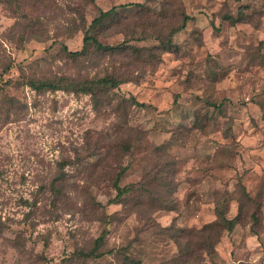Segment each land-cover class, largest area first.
<instances>
[{
	"label": "rangeland",
	"instance_id": "obj_1",
	"mask_svg": "<svg viewBox=\"0 0 264 264\" xmlns=\"http://www.w3.org/2000/svg\"><path fill=\"white\" fill-rule=\"evenodd\" d=\"M0 90V264H264V0H0Z\"/></svg>",
	"mask_w": 264,
	"mask_h": 264
},
{
	"label": "trees",
	"instance_id": "obj_2",
	"mask_svg": "<svg viewBox=\"0 0 264 264\" xmlns=\"http://www.w3.org/2000/svg\"><path fill=\"white\" fill-rule=\"evenodd\" d=\"M133 4V3H131ZM135 4V3H134ZM125 5H129V4H125ZM136 5L141 6V3H136ZM124 6V5H121ZM118 5H115L113 7H111L110 9L106 10V11H101L99 16L95 17L92 22H91V28H95L97 26H100L102 24H104L107 19H109L110 17H112V15L116 12V10L118 9ZM246 7L241 6L239 9V13L237 17H234L233 15H231L230 13H225L222 18L223 20H227L232 24H237L238 22H241L243 20L246 19L247 15L245 14V11L243 9H245ZM191 20V16L189 15H185L182 23L179 24L178 26H174L170 29L169 33H168V38L166 43H164V46H166V48L170 47L175 39V35L182 31L183 29H185L187 27V25L189 24V21ZM88 40H92L94 42L95 48L98 51H114L118 48H121L123 46L122 45H109V44H104L103 42H101L99 39H97L94 36H90L88 34L85 35L84 37V41L87 42ZM263 44V42L261 43ZM65 50L73 55V56H78L81 54H84L82 51H69L67 48H65ZM66 80V78L62 77L59 81H32L31 85L36 88V89H45V88H49V89H67V90H72L73 92H77V93H86V94H91L93 96H95L98 92L99 89L101 88H107V87H111V88H116L119 86V84L122 82L121 79L108 75L105 77H101L98 79H85L82 81H75V80H67V83H64V80ZM1 92V90H0ZM136 104H142L139 103L138 101H135ZM217 110H221L222 105H217L216 106ZM124 171H120L117 174L116 180H115V186L118 190V197L122 196L124 194V189H122L119 185V182L121 180V177L123 175ZM245 194L246 191L244 190V188L242 189ZM246 196H248L246 194ZM240 204V202H239ZM226 205H222V204H216L215 206V210H216V218L214 221H212L211 223H209L208 225H206V229H208V235L204 236L201 239L200 242V246H208V251L213 253L215 251V245L217 243L220 242V228L222 229H227L229 231H232L234 229V227L236 226V224L239 223V217L240 214H238L236 217L234 218H229L226 214ZM207 231V230H204ZM101 241V239H98L96 241V246L99 244V242ZM194 249L190 250L189 249V245L184 249V251L182 252V255L186 254L189 256V258L192 257L193 251ZM95 254V253H92ZM97 256H100L99 254H97ZM128 260H132L130 257H127ZM234 264V263H232Z\"/></svg>",
	"mask_w": 264,
	"mask_h": 264
}]
</instances>
